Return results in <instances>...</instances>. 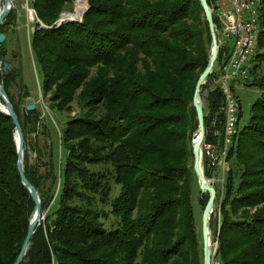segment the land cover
Segmentation results:
<instances>
[{
  "label": "trees",
  "instance_id": "1",
  "mask_svg": "<svg viewBox=\"0 0 264 264\" xmlns=\"http://www.w3.org/2000/svg\"><path fill=\"white\" fill-rule=\"evenodd\" d=\"M74 1L32 0L30 45L43 96L52 112L78 110L60 127L51 122L52 133L44 126L43 145L40 112L22 110L11 95L20 70L0 72L22 127L25 175L44 215L21 264H203L192 205L193 100L212 36L201 2L88 0L82 22L58 26ZM16 18L11 11L0 26L3 64L11 65L6 44ZM228 57L220 48L216 69ZM216 69L201 90L206 127L223 105L221 89H209ZM256 84L264 91V78ZM14 133L12 119L0 113V264H15L35 208L17 169ZM228 159L211 220L215 262L264 264V96ZM214 172L204 162L206 178ZM208 200L201 196L203 210Z\"/></svg>",
  "mask_w": 264,
  "mask_h": 264
},
{
  "label": "rangeland",
  "instance_id": "2",
  "mask_svg": "<svg viewBox=\"0 0 264 264\" xmlns=\"http://www.w3.org/2000/svg\"><path fill=\"white\" fill-rule=\"evenodd\" d=\"M77 1L78 0L74 1L71 5H68L66 7V10L61 13L58 26L62 24V23L60 24V21L62 19L67 20V19L62 18L63 14L65 13L70 14L73 11H75V5ZM86 1H87V9H86L87 11L89 9V4H88V0ZM257 1L262 7L263 5L262 3L264 0H257ZM12 11L16 13L17 18L11 27V31L9 32L10 35L8 37L7 44H6L7 45L6 53H7V60L11 63L12 69L13 68L19 69L21 72V75L18 81L12 86L11 95L14 97L16 102L20 103L22 110H24L26 107L30 105H35L36 109L40 112L42 116V123L39 126L38 138H39V141L41 142V145H43L45 142H47V138L44 134V126L47 127V129L52 133L51 122L55 124V126L60 127L64 125V123L67 120L76 116L78 114V110L74 109L70 113H57V112H52L49 109L48 99L44 98L43 92L41 91L43 81H44V76L41 73L39 67L35 64V60L32 55L31 45H30L31 35L34 31V28L37 22L36 13L32 9V0H14V8ZM86 11L83 13L82 17L85 15ZM30 12L34 13V19L31 18ZM81 18L74 19V21L72 22H80L79 20H81ZM261 28H262L261 29V33H262L264 31V28L262 26ZM260 37H261V34L259 36L258 43H259ZM257 46H258L257 55L250 61V64L248 66L250 70V79L247 81H243V82H237L235 86L233 87V92L235 96L239 99L240 104H241V112H240L241 118L238 124V127L240 130L243 129L249 123V120L252 116L253 106L257 104L258 102H260L264 96V91L261 90V88L256 84L259 80L264 78V45L263 47H260L259 44H257ZM218 67L219 66H217V69ZM214 69H216V64H215ZM214 80L211 82V85L209 88L210 90H214L215 87H218L214 83ZM207 94H208V90L205 91L204 95L206 96ZM202 100L204 104L205 115L207 113L209 115L206 100L203 98ZM218 112H216L214 116L221 117V115H219ZM193 137H194V134H193ZM32 158H34V155H32ZM230 168H231V164L229 162L228 172L230 171ZM203 169H204V161H203ZM228 172L226 173V176H224L222 171L215 170L214 175L211 178L213 187L220 194H222L224 191V186H225L226 177H227ZM193 188L194 189H193V194H192V205L194 208V214L196 218L197 233H198V236L200 238V241L203 247L202 218H203L204 210L199 200L201 196H203L204 194L202 195L200 191L199 181L194 182ZM216 208L217 207H215V210ZM215 210L212 215L213 218L215 217V214H216ZM111 219L112 220L107 223L108 225H110V223L113 221V218ZM213 238H214V234H213ZM214 245L216 248L217 244L214 243ZM213 264H218L217 262H215V257H214Z\"/></svg>",
  "mask_w": 264,
  "mask_h": 264
},
{
  "label": "built area",
  "instance_id": "3",
  "mask_svg": "<svg viewBox=\"0 0 264 264\" xmlns=\"http://www.w3.org/2000/svg\"><path fill=\"white\" fill-rule=\"evenodd\" d=\"M208 4L213 17L215 15L218 20L215 29L219 47L229 49V57L219 65L214 80L222 91L223 105L218 112L221 117L208 118L201 147L202 159L212 169L220 170L226 176L222 158L226 156V149L232 140L234 111L236 101H239L238 98H231L229 85L248 80L247 66L249 52L253 51L256 13L251 0H208ZM207 137L211 140L206 141Z\"/></svg>",
  "mask_w": 264,
  "mask_h": 264
},
{
  "label": "water",
  "instance_id": "4",
  "mask_svg": "<svg viewBox=\"0 0 264 264\" xmlns=\"http://www.w3.org/2000/svg\"><path fill=\"white\" fill-rule=\"evenodd\" d=\"M201 5L204 9V13L209 24L211 36H212V47L210 51L209 60L204 72L201 74L195 89L193 106L197 113L198 120V130L194 133L195 139L192 141V150L194 156V171L199 181L200 191L203 194H209V200L205 206L202 218V234H203V263L213 264L215 257V245L213 232L211 227L212 215L216 207L217 191L211 184V180L206 178L203 169V159H202V143L205 138V112L204 104L201 96V90L203 85L207 83V79L214 70L215 64L219 55V42L216 35L213 11L208 4V0H200ZM4 8L0 14V26L4 23L6 17L11 13L14 8V0H4ZM83 17L80 22H82ZM74 19L61 20V23L72 22ZM44 27V26H43ZM6 41V35L0 33V46ZM12 70L9 63H2L0 61V72L3 74H8ZM0 95L4 101V110L0 109V113L11 118L13 125L15 127L14 141L17 149V169L22 179L23 185L28 189L32 199L35 202L34 211L29 220L28 233L22 246V250L15 262V264H21L27 254L31 240L35 234L37 226L44 220V215L42 214V199L40 193L31 185L25 175L24 160H25V147H24V137L22 133V127L20 125L19 118L11 104L4 86L0 84ZM35 105H30L27 107L28 111L34 110Z\"/></svg>",
  "mask_w": 264,
  "mask_h": 264
},
{
  "label": "bare ground",
  "instance_id": "5",
  "mask_svg": "<svg viewBox=\"0 0 264 264\" xmlns=\"http://www.w3.org/2000/svg\"><path fill=\"white\" fill-rule=\"evenodd\" d=\"M253 4L254 11L256 13V29L254 32V45H253V51L249 52V61H248V66L250 64V61L257 55V44H258V39L261 34V5L257 0H251ZM4 0H0V14L3 11L4 8ZM87 9V1L86 0H78L75 5V11L72 13H65L63 14L62 18L64 19H78L81 18L83 13ZM30 16L32 19H34V13L30 12ZM247 66V75H248V80L250 79V70ZM235 85H229V92H231V98H237L233 92V87ZM2 96L0 95V109L4 110V104L2 103ZM240 112H241V104L240 101H236V109L234 111V120H233V130H232V140L229 141V146L226 149V156L222 158V168L224 169V173L226 174L229 170V152L230 148L234 143V139L238 136L239 134V121H240Z\"/></svg>",
  "mask_w": 264,
  "mask_h": 264
}]
</instances>
